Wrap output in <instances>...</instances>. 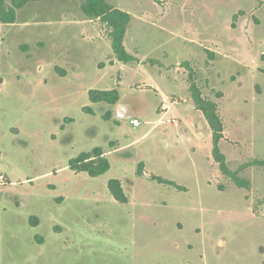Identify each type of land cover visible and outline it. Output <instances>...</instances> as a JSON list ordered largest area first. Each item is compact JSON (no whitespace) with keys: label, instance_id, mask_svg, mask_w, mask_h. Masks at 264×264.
Returning <instances> with one entry per match:
<instances>
[{"label":"rangeland","instance_id":"obj_1","mask_svg":"<svg viewBox=\"0 0 264 264\" xmlns=\"http://www.w3.org/2000/svg\"><path fill=\"white\" fill-rule=\"evenodd\" d=\"M79 1H32L14 24L0 22V78L8 82L0 91V264H264V168L240 171L249 188L221 174L180 65L188 60L203 95L218 102L229 168L264 159V0H106L131 14L124 45L142 61L101 73L97 62L112 56L79 32L106 36L108 28L82 26ZM118 75L119 102L132 104L138 125L88 98V88H115ZM144 84L168 96V122L156 123L165 103ZM188 121L196 127L185 131ZM94 147L107 153L108 171L69 168ZM112 178L128 203L110 194Z\"/></svg>","mask_w":264,"mask_h":264},{"label":"trees","instance_id":"obj_2","mask_svg":"<svg viewBox=\"0 0 264 264\" xmlns=\"http://www.w3.org/2000/svg\"><path fill=\"white\" fill-rule=\"evenodd\" d=\"M37 0H11L7 5L5 0H0V22L1 23H14L16 21V10L23 7L29 2ZM80 8L82 13L87 19L99 20L103 25L108 28V36L110 38V44L112 53L116 60L127 64L134 61H138L137 57L130 53L124 45V37L126 29L131 20V14L121 8L115 7L108 3L106 0H81ZM239 10L238 13H240ZM233 15V20L237 17V14ZM233 25V22H232ZM208 61L213 60V51L210 49H204ZM151 63H156V60H149ZM112 64V61L109 62ZM102 65V64H100ZM180 65L187 70V82L188 90L191 99L194 103L195 109L199 110L205 118L208 127L211 131V157L216 162L221 174L229 178L237 187L249 188L250 181L242 177L239 173L241 170L256 166L264 168V159L252 158L243 162L238 169L232 170L229 168L225 154L220 149V141L224 138V124L220 114L218 102L210 97L203 95L202 89L197 83L196 72L194 67L188 60H184ZM116 81H120L119 75L116 77ZM1 82V78H0ZM153 89L152 87H150ZM156 92V91H155ZM216 97H221V91L215 92ZM88 98L91 103L104 102L110 105H116L120 99V95L117 89H98L90 88L88 90ZM82 110L88 113H93L90 106L85 105ZM111 112L103 115L104 119H109ZM71 120V119H70ZM114 143L111 142L110 146ZM69 168L76 173L86 172L88 175L94 177L101 175L108 171L111 167L110 161L105 154V150L101 147H94L89 151H83L78 156L70 159ZM144 163L138 162L136 167V176L140 177L143 174ZM152 180L161 184L171 185L178 190L185 191L184 186L178 185L171 180L164 179L163 177L152 175ZM107 188L113 198L121 203H128V196L125 194L121 181L117 178L109 179L107 182ZM219 190H224L222 185L218 186ZM29 223L32 226L38 224L36 217H30ZM40 241V240H38Z\"/></svg>","mask_w":264,"mask_h":264},{"label":"crops","instance_id":"obj_3","mask_svg":"<svg viewBox=\"0 0 264 264\" xmlns=\"http://www.w3.org/2000/svg\"><path fill=\"white\" fill-rule=\"evenodd\" d=\"M79 4H81V0L79 1ZM81 9V8H80ZM82 12V11H81ZM80 21H82V22H80V24L83 26L84 25V21L83 20H85V21H87V22H92V21H94V20H90V19H87L85 16H84V14L83 15H81L80 16ZM6 24H8V23H6ZM9 24H14V23H9ZM50 30V32H51V29H49ZM104 30H106V29H80V32H79V34L80 35H82V39H84L85 41H87L89 44H93V46L95 45V47L96 46H99V47H106L107 48V54L106 55H110V56H112V58H110V60L112 61V64H110V63H106V62H103V61H98L97 62V69H98V71L101 73V72H105L110 66H112V67H117L118 66V70H120V71H122V69H121V66L124 64V63H122V62H120V61H118V60H116L115 59V57H114V55H113V53H112V49H111V51H110V47H111V44H110V38H109V36H108V31H107V34H106V36L103 34V32H104ZM3 32V31H2ZM102 33V34H101ZM51 34V33H50ZM37 39V38H36ZM39 43L41 44V46H45V42L41 39V38H39ZM29 49V48H28ZM207 49H209V48H207ZM132 54H134V53H132ZM105 55V56H106ZM136 57H137V59H138V61H134V62H131V64H141V59L137 56V54H134ZM100 64H102V65H100ZM127 64H130V63H127ZM64 71V70H63ZM66 71H64V74H61V76H65L66 75ZM2 80H1V82H0V91L2 90V89H4V88H7L8 86V82L4 79V78H1ZM121 79H120V81L119 82H117L116 81V87H115V89H117L118 90V88L120 87V85H121ZM46 83V80L44 79V81H43V84H45ZM141 86H149V89H151L150 87H152L153 89L152 90H154V91H156L157 93H158V95L160 96V98H161V102H164L165 104H164V106H165V108L166 109H164V111H161V112H159V113H157V115H158V117H157V119L155 120L156 121V123H163V121L164 122H168V120H164V119H162V117L167 113V111H168V109H169V103H167L168 102V96H163L162 94H161V92L159 91V90H157V88H155V87H153V86H150V85H148V84H144V85H141ZM90 88H88V90H89ZM98 89H104V88H98ZM112 89H114V88H112ZM169 99H170V96H169ZM120 100V99H119ZM173 101V100H172ZM119 102V101H118ZM115 106V105H114ZM195 111L197 112V115L196 116H201L202 115V113L199 111V110H197V109H195ZM203 116V115H202ZM133 119H136V118H133ZM132 119V120H133ZM205 119V118H204ZM131 120V121H132ZM137 120V119H136ZM206 121V120H205ZM172 123H174L175 125H176V123L178 122L177 120H175L174 122H173V120L171 121ZM133 123V122H132ZM207 123V122H206ZM139 124V123H138ZM137 124V125H138ZM134 125V124H133ZM208 125V124H207ZM184 126H185V128L186 129H184L185 131H190L191 129H193V128H195L196 127V125L195 124H193L192 122H186L185 124H184ZM187 126V127H186ZM185 137H186V134H185ZM194 142V141H193ZM195 143V142H194ZM105 154H106V156H107V153L105 152ZM145 174H147L146 173V170H145V164H144V168H143V174L140 176V177H142L143 175H145ZM186 188V187H185ZM187 190V189H186ZM185 190V191H186ZM129 202V201H128Z\"/></svg>","mask_w":264,"mask_h":264},{"label":"water","instance_id":"obj_4","mask_svg":"<svg viewBox=\"0 0 264 264\" xmlns=\"http://www.w3.org/2000/svg\"><path fill=\"white\" fill-rule=\"evenodd\" d=\"M115 114L118 120L128 122L135 117L136 112L130 102H118L115 105Z\"/></svg>","mask_w":264,"mask_h":264},{"label":"built area","instance_id":"obj_5","mask_svg":"<svg viewBox=\"0 0 264 264\" xmlns=\"http://www.w3.org/2000/svg\"><path fill=\"white\" fill-rule=\"evenodd\" d=\"M134 125L138 124V121L136 119L132 120ZM6 183V178L3 174H0V187L3 186Z\"/></svg>","mask_w":264,"mask_h":264}]
</instances>
